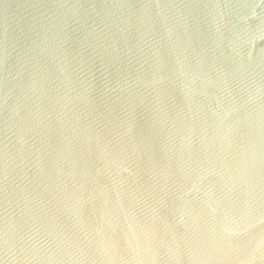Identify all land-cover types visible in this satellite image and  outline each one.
Returning a JSON list of instances; mask_svg holds the SVG:
<instances>
[{
	"label": "water",
	"instance_id": "1",
	"mask_svg": "<svg viewBox=\"0 0 264 264\" xmlns=\"http://www.w3.org/2000/svg\"><path fill=\"white\" fill-rule=\"evenodd\" d=\"M0 264H264V0H0Z\"/></svg>",
	"mask_w": 264,
	"mask_h": 264
}]
</instances>
